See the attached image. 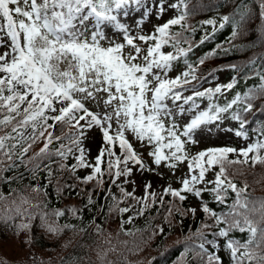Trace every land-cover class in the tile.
Segmentation results:
<instances>
[{"label":"snow or ice","instance_id":"6c2138e0","mask_svg":"<svg viewBox=\"0 0 264 264\" xmlns=\"http://www.w3.org/2000/svg\"><path fill=\"white\" fill-rule=\"evenodd\" d=\"M169 12L174 15L145 32V18L151 20L154 15L162 20ZM247 14L242 11L238 21L222 16L218 29L235 25L229 47L219 45L190 62V53L209 35L206 32L198 42L192 38L197 29L188 22L189 0H0V185L8 189L7 194L0 190V251L9 244L7 237L31 232L37 219L52 235L77 230L58 221L66 211L78 216L80 209L49 207L48 189L54 180L61 197L66 189L74 188L66 180L61 184L62 173L83 184L96 181L94 187L110 191L103 185L108 182L119 187L118 181L130 177L133 166L153 171L136 150L134 142H138L151 146V164L170 170L187 167L181 187L169 185L164 193L180 202L190 194L200 201L199 210L206 216L183 241L175 264H224L217 248L227 251L230 264H264V198H252L248 185L238 186L233 179L239 171L233 165L264 164V122L253 129L257 138L246 147H209L194 155L190 151L199 144V135L221 130L224 120L238 122L235 136L250 140L245 114L264 110L255 103L264 102V65L253 68L258 78L255 86L234 92L223 103L217 101L235 89V77L214 87L201 85L216 71L205 75L201 66L236 47L233 41ZM259 16L264 20V0ZM203 24L211 25L213 34L218 30L214 19ZM166 46L171 50H162ZM181 61L183 69L171 75ZM256 63L255 58L249 61L251 66ZM228 67L237 69L236 65ZM93 131L101 134L94 164L88 162L91 150L85 145ZM72 159L75 163L69 164ZM79 169L91 172L79 177ZM229 169H233L231 175ZM209 172L214 179L207 178ZM149 189L150 183L145 185L146 196L141 198L137 215L163 203V196L157 201L156 193ZM120 191L136 199L133 192ZM205 194L223 209L211 208L204 201ZM230 194L234 198L228 203ZM112 199L116 203L110 211L123 214L131 210L120 207L116 197ZM88 205H94L91 194L85 207ZM167 211L165 221L170 225L169 217L189 213L195 217L197 208L181 211L173 205ZM133 220L129 216L122 225ZM136 231L143 241V232L150 231L151 239L163 234L164 227L126 230L125 235L135 236ZM234 232L245 238H233ZM123 243L127 246V241ZM135 250L142 251L139 244ZM109 252H117L116 246L98 254L101 264H116L107 260ZM63 264H78V260L71 258Z\"/></svg>","mask_w":264,"mask_h":264},{"label":"trees","instance_id":"16d2710c","mask_svg":"<svg viewBox=\"0 0 264 264\" xmlns=\"http://www.w3.org/2000/svg\"><path fill=\"white\" fill-rule=\"evenodd\" d=\"M260 2L261 0H189L190 16L188 22L197 29L195 33L191 34L192 38L198 42L206 32L209 35V39L205 43L199 45L190 53L188 57L190 62H195L198 58L217 49L219 45L229 47L227 42L235 25L227 24L224 29H218L222 16L228 15L233 17L234 21H238L242 11L248 13L245 20L241 22L240 35L233 41L236 47L231 49L227 55L221 53L206 60L200 68V72L205 75L211 70H216L208 78V82L216 77L221 67L226 69L229 68V65L237 66V69L229 68L232 77H235L238 81L235 89L230 92L228 98H219L217 103H223L225 100L231 99L234 92L240 91L242 93L258 82L253 68H260L261 65H264V60L261 59V57H264V31H262L264 20H261L259 16ZM208 19L217 21L218 30L214 34L211 25L203 24V21ZM174 30H179V26H174ZM253 58L257 61L255 66L249 65V61ZM180 63L183 64L182 61ZM246 77L251 78L246 79ZM203 83L205 82L201 81V85ZM255 103L259 108L264 109V102L257 100ZM245 115L248 120V132L254 133L253 129H258L261 122H264V110H254L253 113ZM68 163L74 162L69 160ZM233 169L239 170L233 177L238 186L242 187L246 183L252 198H264V164L258 163L255 167L251 166L250 163L247 165L238 164L233 165ZM233 169H229L230 175ZM90 172L82 173L78 170L76 175L84 177ZM105 179L107 180V178ZM65 180L67 183L74 185V188L71 190L66 189L61 197L55 190L56 181L54 180L53 185L49 186L48 189L49 207L62 210L80 209L78 216H73L66 211V215L58 221L61 224H72L76 226L77 230H65L59 236L52 235L39 226L40 221L37 219L31 232L21 233L15 238L7 237L9 244L0 251V264H21V262L22 264H63V261L71 258H76L78 264H101L98 254H103L105 250L112 246H116L117 252H109L107 260L115 261L116 264H175L183 251L185 238L196 231L201 221L206 220L203 212L196 213L195 217L189 213L182 217H169L171 220L169 225L165 221V217L168 215L167 209L173 205L180 207L181 211L188 209L193 196L189 194L188 199L180 202L177 198L164 193L163 203L150 206L143 215L135 217L131 224L123 223L122 225L129 212L121 214L110 211V207H114L116 203L112 197L117 198L120 207L130 208L138 199L135 194L136 199L125 197L120 188H123L126 192L127 190L121 183L117 187L106 182L103 187L106 190L110 189V191H101L99 188L94 187L96 181L83 184L77 181L75 177H71L69 173H62L60 175L61 184ZM27 182L25 180L24 183ZM13 186L15 187V185ZM0 190L7 194L8 189L6 187L0 185ZM89 194L93 196L94 205L85 207ZM204 196L205 201L209 202L211 208L217 211L223 209L224 206H218L212 202L209 195L205 194ZM233 198L234 194H230L228 203H231ZM38 199H43V197ZM151 199L150 197L149 200ZM157 225L164 227V233L148 239L151 232H143V241H147L146 243L141 240V232L139 231L135 232V236L125 235L126 230H143L155 228ZM98 226L102 231L97 232ZM121 226L125 231H122ZM80 228H86V231H80ZM232 236L240 240L245 238V234L239 232L232 233ZM29 238H31V243L28 242ZM209 239H212L211 235ZM109 240L111 244L108 243ZM124 241H127V246L123 243ZM137 244H139L142 251L135 250ZM129 249H132V251H129Z\"/></svg>","mask_w":264,"mask_h":264},{"label":"rangeland","instance_id":"374dc122","mask_svg":"<svg viewBox=\"0 0 264 264\" xmlns=\"http://www.w3.org/2000/svg\"><path fill=\"white\" fill-rule=\"evenodd\" d=\"M172 15H174L173 12L166 13L163 16L162 20L156 19V17L153 15L151 20L145 18L144 20V30L145 32H149L153 29V26L156 24L163 23L165 20L170 18ZM162 50H171L170 46H166L165 49ZM61 68H63V65H61ZM183 69V67H180L177 65V70L174 71L171 75H176L179 70ZM228 71H222L219 73L218 77L213 80L210 83L205 84L202 87H214L217 84H224L228 79L227 75ZM227 95V94H226ZM237 123L235 121L231 120H224L221 122L219 131H214L212 135L207 134H201L197 138L199 139V144L194 145L190 151L194 155L196 152L200 150H204L209 147H215L217 144H228V145H234L235 148L239 149L241 147H246L248 143L253 141V137L249 135L250 140L246 141L243 138L236 137L234 134V130L237 128ZM231 128L233 131H228V129ZM131 139V137H129ZM85 145L87 148H89L90 154L88 156V162L94 161L95 156L98 154V150L101 147V134L99 131H93L89 134V140L85 142ZM134 146L136 150L140 153L142 160L146 166H151L154 170L153 171H139L137 170V166H133V172L130 177H122L120 182L128 192H133L140 202H136L135 205H133V209L131 212V215L134 217L137 215L138 208L141 207V204L143 203V200L141 198L146 196L145 191V185L150 183L151 189H149L150 192L156 193V200H159L160 196L164 194V189L171 185L172 188L178 189L181 187L180 184V178L183 177L187 172L188 169L185 165H180L175 170H170L167 167L160 166L157 167L153 164H151V158L148 156V151L151 150V146L145 147L143 144L134 142ZM75 162V160H74ZM90 169H88L86 172H89ZM208 179H214V176L211 172L207 174ZM125 180H128L130 182L124 183ZM200 207V201L197 198H193L191 208H197V212ZM129 216L126 217V221L128 220ZM129 224V223H128ZM216 251L219 255L225 256L227 260H229V256L226 250H223L221 248H217Z\"/></svg>","mask_w":264,"mask_h":264}]
</instances>
